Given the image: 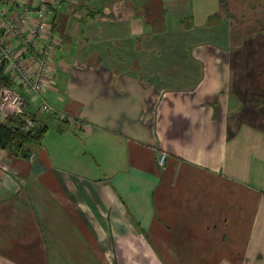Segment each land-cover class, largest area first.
<instances>
[{
	"label": "crops",
	"instance_id": "obj_1",
	"mask_svg": "<svg viewBox=\"0 0 264 264\" xmlns=\"http://www.w3.org/2000/svg\"><path fill=\"white\" fill-rule=\"evenodd\" d=\"M50 23L56 112L23 93L48 132L0 149V264H264V0H62Z\"/></svg>",
	"mask_w": 264,
	"mask_h": 264
},
{
	"label": "built area",
	"instance_id": "obj_2",
	"mask_svg": "<svg viewBox=\"0 0 264 264\" xmlns=\"http://www.w3.org/2000/svg\"><path fill=\"white\" fill-rule=\"evenodd\" d=\"M61 3L62 0H54L53 5L59 8ZM52 15L53 10L47 4L37 8L24 6L13 13L7 5L0 3V31L21 46L20 50L10 48L5 45L0 34V108L7 116H22L26 131L32 129L35 123L26 115V98L23 93L37 98L43 112H56L46 99L45 89V82L52 72V53L58 44L51 29ZM42 39L44 45H31V40L40 42ZM27 54L31 59H28ZM6 81L17 89L7 85ZM166 161L167 154L162 153L159 165L164 167Z\"/></svg>",
	"mask_w": 264,
	"mask_h": 264
},
{
	"label": "trees",
	"instance_id": "obj_3",
	"mask_svg": "<svg viewBox=\"0 0 264 264\" xmlns=\"http://www.w3.org/2000/svg\"><path fill=\"white\" fill-rule=\"evenodd\" d=\"M49 7L54 9V5ZM5 83L9 85L10 82L6 81ZM29 117L35 123V126L29 131L25 130L26 123L19 115L8 116L0 123V149L10 151L17 156L28 157L31 152L30 146L42 142L48 132V126L40 125L36 118Z\"/></svg>",
	"mask_w": 264,
	"mask_h": 264
},
{
	"label": "rangeland",
	"instance_id": "obj_4",
	"mask_svg": "<svg viewBox=\"0 0 264 264\" xmlns=\"http://www.w3.org/2000/svg\"><path fill=\"white\" fill-rule=\"evenodd\" d=\"M161 156V155H160ZM167 158H168V155H167ZM166 165V164H165Z\"/></svg>",
	"mask_w": 264,
	"mask_h": 264
}]
</instances>
